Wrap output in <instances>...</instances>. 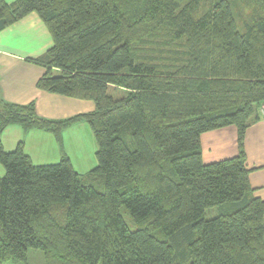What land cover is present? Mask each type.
Segmentation results:
<instances>
[{"label":"trees","instance_id":"1","mask_svg":"<svg viewBox=\"0 0 264 264\" xmlns=\"http://www.w3.org/2000/svg\"><path fill=\"white\" fill-rule=\"evenodd\" d=\"M201 1L0 0V31L34 12L50 33L52 47L28 60L45 69L38 89L94 103L50 120L0 98V133L17 125L61 144L64 129L86 122L97 144L83 176L64 153L35 165L23 142L10 152L0 142V264L29 248L64 264H264V200L244 152L264 103V0H242L246 13L237 0ZM160 28L178 43L162 62L134 40ZM228 126L237 154L204 163L200 135Z\"/></svg>","mask_w":264,"mask_h":264},{"label":"crops","instance_id":"2","mask_svg":"<svg viewBox=\"0 0 264 264\" xmlns=\"http://www.w3.org/2000/svg\"><path fill=\"white\" fill-rule=\"evenodd\" d=\"M4 1L10 4L14 0ZM52 45L47 27L34 12L0 31V98L10 104L33 103L36 113L50 120L92 112L91 100L50 93L36 86L45 69L28 60L41 56ZM257 113L258 118L251 120L245 131L244 152L252 195L264 200V103ZM0 142L7 152L23 142L24 153L35 165L56 163L64 153L73 169L83 176L97 164V144L86 122L64 129L61 144L49 132L24 131L17 125L6 127L0 133ZM200 145L204 163L231 158L238 152L236 128L206 131L200 135ZM3 175L4 169L0 167V177Z\"/></svg>","mask_w":264,"mask_h":264},{"label":"rangeland","instance_id":"3","mask_svg":"<svg viewBox=\"0 0 264 264\" xmlns=\"http://www.w3.org/2000/svg\"><path fill=\"white\" fill-rule=\"evenodd\" d=\"M186 0H180L181 3L185 2ZM211 0H202L201 1V8L205 9L208 5V2ZM238 3L237 10H241L242 12H245L246 6L249 4L248 1L243 2L242 0H237ZM239 12V11H237ZM148 33L146 31H143L140 36H135L134 40H138L140 38H144V41L137 42V48H143L147 51H138L142 56L145 55H151L152 58L155 59V61L162 62L169 58L170 56L174 55L173 53H170V51L178 44L176 41L170 39L168 31L165 28H160L157 31L153 32L151 36L147 35ZM175 50H180V48H176ZM176 52V51H175ZM123 90L121 89H114L113 87H109L108 93L111 94L113 97L118 98L123 94ZM88 124V123H87ZM89 125V124H88ZM90 127V125H89ZM92 134V130H91ZM92 137L93 134H92ZM0 167L3 168V166L0 164ZM4 169V168H3ZM89 173V172H88ZM208 215H213L215 211L208 210ZM120 213L122 215V218L126 225L131 229H135L136 225L132 218L130 217L128 211L124 206L120 207ZM54 249L51 248V252H53ZM53 254V255H52ZM45 253L41 249L37 248H29L26 251L25 259L22 261H13V260H7L2 262V264H64V261H66V258L62 256L61 254L57 253ZM67 264V263H66ZM68 264H73L72 262H68Z\"/></svg>","mask_w":264,"mask_h":264}]
</instances>
